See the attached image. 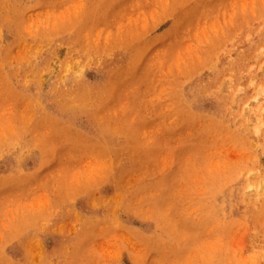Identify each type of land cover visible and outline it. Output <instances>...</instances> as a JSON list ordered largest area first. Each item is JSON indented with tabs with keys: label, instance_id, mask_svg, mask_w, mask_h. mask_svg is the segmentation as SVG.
<instances>
[{
	"label": "rangeland",
	"instance_id": "obj_1",
	"mask_svg": "<svg viewBox=\"0 0 264 264\" xmlns=\"http://www.w3.org/2000/svg\"><path fill=\"white\" fill-rule=\"evenodd\" d=\"M0 264H264V0H0Z\"/></svg>",
	"mask_w": 264,
	"mask_h": 264
},
{
	"label": "bare ground",
	"instance_id": "obj_2",
	"mask_svg": "<svg viewBox=\"0 0 264 264\" xmlns=\"http://www.w3.org/2000/svg\"><path fill=\"white\" fill-rule=\"evenodd\" d=\"M109 41H110V40H109ZM140 43H141V42H140ZM121 44H122V43H121ZM121 44H120V46H121ZM130 44H131V43H130ZM141 44H143V43H141ZM141 44H140V45H141ZM110 45H111V44H110ZM113 45H114V44H113ZM122 45L124 46L125 44H122ZM143 45H144V44H143ZM120 46H119V44H118V45H116V48H117V47L119 48ZM130 46H131V45H130ZM141 46H142V45H141ZM107 47H108V46H107ZM113 47H115V46H113ZM110 48H111V47H110ZM116 48H114V49H116ZM129 48H130V47H129ZM120 49H121V48H120ZM126 49H128V48H126ZM134 49H137V48L134 47ZM134 49H133V50H134ZM138 49H139V48H138ZM121 50H122V49H121ZM139 50H140V49H139ZM101 51H102V50H101ZM103 51H104V50H103ZM119 51H120V50H119ZM90 52H91V51H90ZM116 52H117V51H116ZM132 53H134V52H132ZM89 54H90V53H89ZM135 54H136V53H135ZM132 55H133V54H132ZM122 56H123V55H122ZM89 57H90V56H89ZM118 57H119V56H118ZM121 58H122V57H120V59H121ZM115 60H117V59H115ZM117 62H118V61H117ZM73 91H74V90H73ZM75 92H76V91H75ZM69 93H70V92H69ZM72 93H73V92H72ZM67 94H68V93H67ZM73 94H74V93H73ZM76 94H77V93H76ZM65 95H66V94H65ZM70 95H72V94H70ZM196 95H197V94H196ZM73 98H74V97H73ZM68 99H69V98H68ZM71 100H72V99H71ZM71 100H70V101H71ZM187 100H189V99H187ZM67 101H68V100H67ZM67 101H65V103H66ZM63 102H64V101H63ZM58 104H59V102H58ZM59 105H60V104H59ZM63 105H65V104H63ZM60 107H61V105H60ZM66 107H67V106H66ZM64 109H65V108H64ZM259 111H260V110H259ZM260 116H261V115H259V117H260ZM120 146H121V145H120ZM125 187H126V186H125Z\"/></svg>",
	"mask_w": 264,
	"mask_h": 264
}]
</instances>
